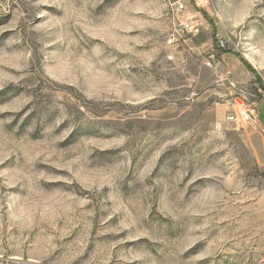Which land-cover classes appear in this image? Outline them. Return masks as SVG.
<instances>
[{
	"label": "rangeland",
	"instance_id": "obj_1",
	"mask_svg": "<svg viewBox=\"0 0 264 264\" xmlns=\"http://www.w3.org/2000/svg\"><path fill=\"white\" fill-rule=\"evenodd\" d=\"M180 1L0 0V264H264V0Z\"/></svg>",
	"mask_w": 264,
	"mask_h": 264
},
{
	"label": "built area",
	"instance_id": "obj_2",
	"mask_svg": "<svg viewBox=\"0 0 264 264\" xmlns=\"http://www.w3.org/2000/svg\"><path fill=\"white\" fill-rule=\"evenodd\" d=\"M185 1V0H182ZM182 1L175 3L174 5H177L175 8V12L177 15L182 14L185 10L186 5L182 3ZM175 30L167 37L166 39V45L170 48H176L180 42L181 39V34H191L192 32L195 31L194 26L191 22L189 21H183L179 22ZM218 48L222 49L225 48V43L223 41L218 42ZM168 59L172 60L173 55L169 54ZM213 60L214 58L211 57ZM213 61H208L207 66L212 67ZM257 115L255 113V110L250 108V106L246 104H240L237 105L236 111L233 114H230L226 116L222 120H218L215 124V127L217 130H221L222 127L225 124H251L255 120H257ZM15 263V262H14ZM4 264H13L11 261H6ZM16 264H40L36 262H16Z\"/></svg>",
	"mask_w": 264,
	"mask_h": 264
},
{
	"label": "crops",
	"instance_id": "obj_3",
	"mask_svg": "<svg viewBox=\"0 0 264 264\" xmlns=\"http://www.w3.org/2000/svg\"><path fill=\"white\" fill-rule=\"evenodd\" d=\"M257 120H255L253 123H255Z\"/></svg>",
	"mask_w": 264,
	"mask_h": 264
}]
</instances>
